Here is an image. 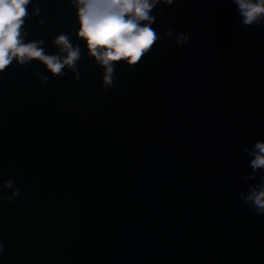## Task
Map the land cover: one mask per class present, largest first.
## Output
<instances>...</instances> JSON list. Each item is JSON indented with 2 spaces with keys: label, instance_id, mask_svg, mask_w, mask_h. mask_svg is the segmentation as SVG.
Masks as SVG:
<instances>
[{
  "label": "water",
  "instance_id": "95a60500",
  "mask_svg": "<svg viewBox=\"0 0 264 264\" xmlns=\"http://www.w3.org/2000/svg\"><path fill=\"white\" fill-rule=\"evenodd\" d=\"M27 12L26 43L63 56V34L80 58L0 74V264H264V216L243 199L261 183L264 26L231 0L158 5L163 43L107 86L70 0Z\"/></svg>",
  "mask_w": 264,
  "mask_h": 264
},
{
  "label": "clouds",
  "instance_id": "9594fccd",
  "mask_svg": "<svg viewBox=\"0 0 264 264\" xmlns=\"http://www.w3.org/2000/svg\"><path fill=\"white\" fill-rule=\"evenodd\" d=\"M181 0H70L75 10L79 29L76 37L84 42L89 56L104 68L102 83L111 86L115 67L124 64L129 69L144 63L159 49L167 33L161 23V14H153L162 4H179ZM241 26L254 28L264 26V0H231ZM31 0H0V74L13 61L18 66L26 62L39 61L53 76L67 68L74 69L80 58L79 46H73L66 35L54 41L61 53L47 55L40 46L42 42H25L22 27L27 18ZM35 9L33 15H38ZM180 40L187 45L191 33L180 30ZM177 29L174 28L173 32ZM78 78V77H77ZM250 167L259 176L261 183L249 189L250 195L243 197L256 216H264V141H257ZM254 177H248L253 179ZM6 188L12 187L9 181ZM18 193L14 192L12 198ZM4 251L0 243V254Z\"/></svg>",
  "mask_w": 264,
  "mask_h": 264
}]
</instances>
